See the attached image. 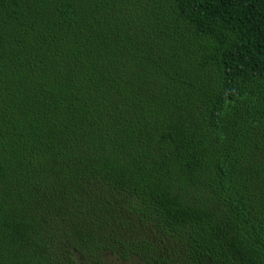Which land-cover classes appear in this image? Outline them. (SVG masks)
<instances>
[{
    "label": "trees",
    "instance_id": "1",
    "mask_svg": "<svg viewBox=\"0 0 264 264\" xmlns=\"http://www.w3.org/2000/svg\"><path fill=\"white\" fill-rule=\"evenodd\" d=\"M264 264V0H0V264Z\"/></svg>",
    "mask_w": 264,
    "mask_h": 264
},
{
    "label": "rangeland",
    "instance_id": "2",
    "mask_svg": "<svg viewBox=\"0 0 264 264\" xmlns=\"http://www.w3.org/2000/svg\"><path fill=\"white\" fill-rule=\"evenodd\" d=\"M103 261H104V264H142L136 259H130L128 261H121L109 254H105L103 256Z\"/></svg>",
    "mask_w": 264,
    "mask_h": 264
}]
</instances>
